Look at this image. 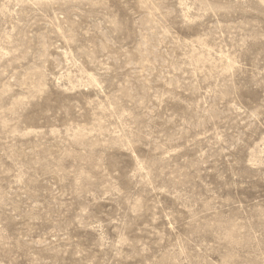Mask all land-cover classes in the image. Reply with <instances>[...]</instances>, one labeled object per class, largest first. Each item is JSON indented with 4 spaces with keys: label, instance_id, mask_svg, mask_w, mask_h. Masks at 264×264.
<instances>
[{
    "label": "rangeland",
    "instance_id": "374dc122",
    "mask_svg": "<svg viewBox=\"0 0 264 264\" xmlns=\"http://www.w3.org/2000/svg\"><path fill=\"white\" fill-rule=\"evenodd\" d=\"M0 264H264V0H0Z\"/></svg>",
    "mask_w": 264,
    "mask_h": 264
}]
</instances>
